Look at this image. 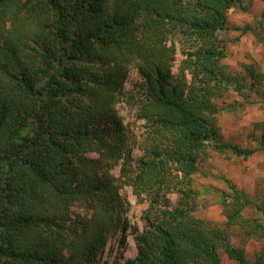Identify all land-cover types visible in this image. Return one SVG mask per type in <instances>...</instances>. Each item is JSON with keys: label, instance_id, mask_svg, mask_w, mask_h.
<instances>
[{"label": "trees", "instance_id": "16d2710c", "mask_svg": "<svg viewBox=\"0 0 264 264\" xmlns=\"http://www.w3.org/2000/svg\"><path fill=\"white\" fill-rule=\"evenodd\" d=\"M240 7L0 0V264H97L131 228L126 188L148 204L143 231L133 228L138 253L126 264H222L220 251L236 264H264L263 253L250 260L231 240L235 230L244 241L264 239V221L245 217L262 206L225 175L224 190L195 180L212 152L264 154V121L254 124L256 149L227 142L219 124L223 113L263 96L256 65L237 72L222 63L230 47L221 35ZM235 29L264 42V15ZM133 70L140 80L127 90ZM233 93L245 101L221 106ZM121 104L144 121L141 141L124 125ZM214 193L220 226L196 216Z\"/></svg>", "mask_w": 264, "mask_h": 264}, {"label": "rangeland", "instance_id": "374dc122", "mask_svg": "<svg viewBox=\"0 0 264 264\" xmlns=\"http://www.w3.org/2000/svg\"><path fill=\"white\" fill-rule=\"evenodd\" d=\"M242 7L233 9L229 12L230 27L225 31L221 38L227 40L230 51L227 58L222 63L233 71H242L245 65H256L264 73V42H260L252 33L242 34L236 30V27H243L246 24H253L260 20L264 15V0H241ZM249 7V12L242 10ZM183 56L179 48L177 54L176 66L174 73L180 65ZM140 77L136 70H133L129 80L125 86L128 90L132 84L139 81ZM263 96L252 95L251 100L256 103L241 105L236 111L225 112L220 116L219 124L222 129L225 140L229 143L236 144L240 147H249L256 149L258 142L255 140L254 124L264 121V85L262 86ZM242 97L233 93L224 97L221 106H229L230 104L244 102ZM120 116L123 118L124 125L129 127L137 139L141 141L146 131L145 123L138 120L137 113L130 109L126 104L117 107ZM142 155L140 149L134 151L136 158ZM115 176H119V166L113 171ZM221 175L229 177L239 188L244 189L255 200L256 204L261 205L264 210V154L257 151L248 160L238 157L234 154L221 155L212 152L202 166L200 174L195 176L196 186L202 188L210 185L213 188L224 190V182ZM129 199L130 212L128 214V222L131 227L127 231L126 239L121 243V234L111 239L103 251L98 255L97 264H126L129 259L136 257L138 253L136 244V235L133 228H138V232H142L145 224L141 220L144 211L147 209V202L141 203L133 195L131 188L124 191ZM216 194H208L206 200L200 201V205L196 212V216L204 219L213 225L220 226L224 221L222 206L215 198ZM172 204L177 201V195L167 196ZM74 214L81 213L78 208H73ZM247 218H260L264 221V211L260 212L256 205L245 211ZM238 230L233 231L231 235L232 243L235 246H241L245 249L248 259L254 260L261 253L264 254V239H251L244 241L239 235ZM222 264H236L230 260L223 251H220Z\"/></svg>", "mask_w": 264, "mask_h": 264}]
</instances>
